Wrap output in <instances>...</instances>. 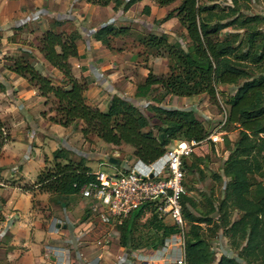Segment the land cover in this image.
I'll list each match as a JSON object with an SVG mask.
<instances>
[{
    "label": "trees",
    "instance_id": "trees-1",
    "mask_svg": "<svg viewBox=\"0 0 264 264\" xmlns=\"http://www.w3.org/2000/svg\"><path fill=\"white\" fill-rule=\"evenodd\" d=\"M18 1V0H9ZM99 7L113 6L115 12H128L143 0H86ZM160 8L179 3L158 24L177 19L185 30V46L169 41L167 35L143 34L130 27L117 28L113 22L103 24L92 31L93 37L113 49L118 38H135L149 54L169 60V73L157 76L149 71L146 82L139 85L136 98L152 100L150 108L159 119L151 128V120L141 108L127 98L114 95L106 111L91 106L86 99L89 85L78 80L73 73L71 58L79 57V30L68 33L62 29L64 23L56 21L54 29L47 31L39 40V50L46 62L63 75L57 84L50 75L41 73L29 60L14 61L10 69L18 76L35 85L47 104L53 103L44 118L64 128L80 130L85 141L92 136L113 146L128 145L134 149L133 157L145 163L161 158L174 142L208 139L209 132L204 121L194 109L163 107L169 96L192 98L207 94L217 102L220 86H237L235 95L228 101L230 110L228 125L238 126V139L232 144L224 137L230 155L216 175L223 184L222 197L214 200L210 196L208 206L200 210L196 201L183 196V208L187 221V264H264V17L247 15L251 0H150ZM145 14L151 8L145 6ZM161 97H157L158 91ZM49 113H54L48 117ZM83 124V126H81ZM11 141L5 124L0 120V156ZM212 143V149H216ZM71 152L59 148L53 160L34 184L19 185L27 193L37 192L59 200L80 195L82 188L95 179L86 158L72 159ZM190 159V158H189ZM184 162V168L198 171L196 163ZM186 185V182H185ZM187 189V187H186ZM55 197V198H54ZM154 203L134 211L116 226L120 234V245L133 252V232L138 220L150 214L152 226L160 237L150 246L158 249L164 240L177 233L172 224L160 220ZM234 211L241 215L233 220ZM203 226L223 235L229 240L236 257L223 253L217 260L204 234Z\"/></svg>",
    "mask_w": 264,
    "mask_h": 264
},
{
    "label": "crops",
    "instance_id": "crops-1",
    "mask_svg": "<svg viewBox=\"0 0 264 264\" xmlns=\"http://www.w3.org/2000/svg\"><path fill=\"white\" fill-rule=\"evenodd\" d=\"M145 6L151 8L150 16H137ZM158 8L150 0L126 13L115 12L113 6H93L86 0H0V120L11 136L0 156V264H133L130 251H126L127 257L122 256L121 250L104 244L105 235L112 237L119 232L91 215L89 200L74 195L56 203L50 194L33 195L19 188L36 182L57 149L73 153L76 145L70 128L43 117L52 105L38 88L10 67L16 60L26 59L61 84L62 73L49 65L39 50L40 38L60 21L68 33H81L79 57L70 62L75 77L89 85L85 94L88 104L106 111L114 95L134 102L138 86L145 84L157 61L166 63L165 72L161 75L154 70V74L168 75V60L149 54L135 38H118L111 50L97 41L92 31L113 22L117 28L142 32L141 23L152 20ZM173 98L177 97L167 100ZM83 141V137L78 139ZM89 154L71 157L77 161L86 158V165L92 168Z\"/></svg>",
    "mask_w": 264,
    "mask_h": 264
},
{
    "label": "rangeland",
    "instance_id": "rangeland-1",
    "mask_svg": "<svg viewBox=\"0 0 264 264\" xmlns=\"http://www.w3.org/2000/svg\"><path fill=\"white\" fill-rule=\"evenodd\" d=\"M230 4L231 0H227ZM154 6L158 5L151 1ZM179 3L174 4L173 6L166 8H158L156 16L152 20L147 21L145 19L144 23H141V30L143 34H160L167 35L169 41L175 44L177 42L185 46L183 39L185 38V30L181 27L179 21L176 19L168 21L164 24H158L166 14L177 7ZM137 16L148 17L150 15L143 13V11L138 10ZM247 15H260L264 17V0H251L249 4V9L245 11ZM264 31V25L261 28ZM168 58L165 56V58ZM157 64V66H156ZM154 64L152 69L153 72L156 70L159 74L165 72V62L162 63L161 60L157 61ZM169 65V60H168ZM169 67V66H168ZM169 71V69H167ZM237 86H220L218 91L217 102L211 100L207 94H203L197 97H192L189 99H182L181 97L173 98L172 100H165L162 104L166 108L174 109H194L197 111L198 115L204 121V124L209 132V137L217 135L218 133L222 134L223 141L216 145V149H212L213 140H208L206 143L200 145L196 151L192 154L189 159V163H196L199 166L200 170L191 171L187 169L186 174V187L188 190L189 197L193 198L198 204L200 210H205V207L208 206L207 200L210 196L214 200H218L222 197L223 184L218 181L216 175L221 173V168L224 165V162L230 155V151L226 149L224 144V137H229L232 144L238 139L240 129L235 125H228L227 116L230 110L228 101L233 95H235ZM162 91H158L156 96L161 97ZM134 104L138 105L142 112L151 120V128L157 134V129L155 126L160 125L159 119L155 116V113L151 110V106L154 105L152 100L145 99H136ZM53 105L52 102L49 103V106ZM83 126V124H81ZM72 134V142L75 143L76 152H73L72 155H82L83 153H90L89 155L94 162L92 166V171L104 170L106 172H115L117 169H123L125 166V161H132V147L128 145L122 146H113L106 144L105 142L99 140L98 138L92 136L89 141L78 142L83 136L80 130H74ZM208 137V138H209ZM84 139V138H83ZM177 143L174 142L171 147L175 146ZM134 150V149H133ZM26 156H23V161H25ZM75 159V157H74ZM77 159V157H76ZM111 159H116L117 163H111ZM102 163V164H101ZM99 164L101 166L99 167ZM35 175V174H34ZM12 178V177H11ZM259 181L264 182V178L258 179ZM36 203L39 204L37 201ZM238 211H234L233 220H237L240 217ZM150 214L145 215L143 218L138 220L134 226L133 239L135 249L133 252H129L130 256L133 253H144L151 249L150 245L155 242L161 234L157 233L155 228L152 226ZM204 234L203 236L209 240L211 245V250L215 253L217 260L221 257L223 253L236 257V253L232 250L229 240L224 237L223 230L218 231L217 233L208 230L207 226H203ZM114 230L118 231L117 227L114 226ZM120 234H114L112 237L105 235L103 241H107L106 246L110 247L111 250H121L122 256L126 255V250L120 248ZM119 248V249H118ZM124 254V255H123Z\"/></svg>",
    "mask_w": 264,
    "mask_h": 264
},
{
    "label": "built area",
    "instance_id": "built-area-1",
    "mask_svg": "<svg viewBox=\"0 0 264 264\" xmlns=\"http://www.w3.org/2000/svg\"><path fill=\"white\" fill-rule=\"evenodd\" d=\"M208 140L218 144L223 141L222 134L218 133ZM208 140L178 141L175 147L152 163L133 158L132 161H125L124 168L115 172L98 170L93 172L95 179L82 188L80 195L90 201L91 215L104 224L122 225L131 213L154 203L158 218L177 228L178 232L167 237L158 249L133 253V264H187L184 162Z\"/></svg>",
    "mask_w": 264,
    "mask_h": 264
},
{
    "label": "water",
    "instance_id": "water-1",
    "mask_svg": "<svg viewBox=\"0 0 264 264\" xmlns=\"http://www.w3.org/2000/svg\"><path fill=\"white\" fill-rule=\"evenodd\" d=\"M111 163L116 164L117 160L116 159H111Z\"/></svg>",
    "mask_w": 264,
    "mask_h": 264
}]
</instances>
